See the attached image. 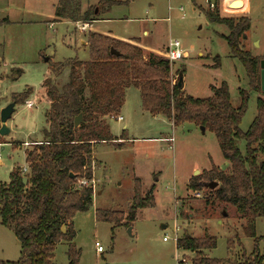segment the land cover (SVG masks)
<instances>
[{
  "label": "rangeland",
  "instance_id": "374dc122",
  "mask_svg": "<svg viewBox=\"0 0 264 264\" xmlns=\"http://www.w3.org/2000/svg\"><path fill=\"white\" fill-rule=\"evenodd\" d=\"M119 1L123 4L110 9L101 7L99 0H80V4L82 10L95 6V12L97 8L99 19L91 25L95 31L111 32L122 40L140 39L143 47L159 51L155 53L160 56H164L169 40L180 41L187 55L172 62L170 70L173 82L182 74V94L209 97L211 86L226 81L230 101L237 106L238 88L246 89L249 103L239 126L245 131L256 115L258 93L250 90L245 69L230 54L223 37L228 35L227 27L205 16V1ZM57 2L0 0V113L13 101V93L32 91L25 101L15 104L5 123L9 132L0 135V183L9 181L12 167L27 166L26 151L47 139L43 133L48 126L43 79L50 76L60 86L68 80L69 66L57 69L56 64L69 58L89 59L83 43L90 25L81 29L83 22L55 17ZM235 5L238 9L222 8L219 14L249 16L251 26L243 47L253 56L264 57V0H250L248 4L238 0ZM246 5V10H240ZM145 29L148 33L142 35ZM145 55L149 53L145 51ZM214 57L219 59L218 66ZM14 69H20L21 75L16 76ZM29 101H34L31 106ZM122 105L106 123L113 137L125 139L92 147V204L71 219L75 237L57 243L52 261L67 264L66 251L73 243L80 249L79 264H191L193 252L177 247L176 240L184 233L202 237L206 232L217 240L216 247L203 250L209 257L234 263L243 251L249 254L255 243L264 254V218L255 220V241L245 235L246 221L235 207L214 200L210 188L195 190L190 186L191 178L203 170L228 167L213 132L202 131L200 125L191 122L174 125L165 116L145 112L140 91L134 86L127 89ZM118 115L122 120L116 119ZM165 137L173 139H159ZM238 144L243 151L245 142ZM194 170L198 174L194 175ZM136 180L143 194L153 190V206L138 209L128 224L123 223L125 219L116 223L96 219L98 207L125 216ZM19 253L15 235L0 224V260L14 261Z\"/></svg>",
  "mask_w": 264,
  "mask_h": 264
},
{
  "label": "trees",
  "instance_id": "16d2710c",
  "mask_svg": "<svg viewBox=\"0 0 264 264\" xmlns=\"http://www.w3.org/2000/svg\"><path fill=\"white\" fill-rule=\"evenodd\" d=\"M104 9L123 4L119 0H99ZM95 6L81 11L80 0H58L55 17L73 22H92ZM211 22L224 24L228 35H223L230 54L245 69L247 85L258 93L255 99L256 115L249 127L241 130V118L246 112L249 92L238 88L239 104L230 101L226 81L211 86L212 95L193 98L182 94L173 83L170 61L154 53L144 54L141 47L120 41L98 32H88L86 47L89 59H65L56 68L69 66V77L58 86L50 76L43 79L45 101V141L36 143L25 154L27 172L14 166L9 181L0 183V224L10 229L19 245V257L0 264H55L52 261L55 246L60 241L75 237L71 219L92 204L91 184L79 185L80 179L88 182L92 175V147L96 143H114L106 119L112 118L123 106L125 91L134 86L140 91L142 109L151 115H163L174 125L191 122L209 129L216 137L220 152L228 161L226 170L212 166L191 178L190 186L200 190L201 182L214 181L211 197L235 207L245 221L244 233L258 240L255 234L256 219L264 218V92L260 84V60L244 49L246 32L251 26L249 16L224 17L216 8L204 10ZM111 48L118 54L110 53ZM219 65L218 57H214ZM16 76L20 69L13 70ZM13 77V78H16ZM32 91L13 93V101L22 103ZM82 114L75 127L73 120ZM125 139V138H123ZM245 142L244 150L238 142ZM71 173L73 176L69 175ZM27 182H23V178ZM128 212L97 208L96 219L124 224L133 220L138 209L154 205L153 190L145 194L136 180ZM61 226L67 227L65 233ZM177 247L193 252L191 264H264L255 243L249 254L243 253L234 263L226 259L209 257L204 249L216 247L217 240L207 232L202 237L184 233L176 240ZM67 264H79L80 249L70 243L66 251Z\"/></svg>",
  "mask_w": 264,
  "mask_h": 264
},
{
  "label": "built area",
  "instance_id": "2783aa9c",
  "mask_svg": "<svg viewBox=\"0 0 264 264\" xmlns=\"http://www.w3.org/2000/svg\"><path fill=\"white\" fill-rule=\"evenodd\" d=\"M205 3H206V8L205 10H214V9H227L229 7L231 8H235V9H238L237 6L235 4H237V1L238 0H231L232 2L228 5L227 2L229 0H204ZM246 1V4H248V2L250 0H245ZM247 9V5H246V8H242L240 10H246ZM89 23H86V22H83V25L81 27V29H84L88 26ZM165 53V57L170 61V63L174 62V61H177V60H180L182 57H185L187 55V52L183 49L180 41L178 40H169L168 44H167V47H166V50L164 51ZM27 105L30 106L31 105V101L30 102H27ZM117 120H121L122 117L121 116H117L116 117ZM173 138H169L168 140H172ZM22 172H27V168L26 167H22ZM93 180L88 182V180L86 179H80L79 181V185H89L91 184L92 186V190H93ZM163 241H166V237H163L162 238ZM100 250H102V247L101 245H99L97 247V251L100 252Z\"/></svg>",
  "mask_w": 264,
  "mask_h": 264
},
{
  "label": "water",
  "instance_id": "95a60500",
  "mask_svg": "<svg viewBox=\"0 0 264 264\" xmlns=\"http://www.w3.org/2000/svg\"><path fill=\"white\" fill-rule=\"evenodd\" d=\"M110 53L113 54H118L117 51H115L113 48H111ZM259 67H260V84H261V91L264 92V59L260 60L259 62ZM174 84L176 85V87L183 88V81H182V74L180 73L176 80L174 81ZM15 101H10L9 104H7L5 107L2 108L1 113H0V135H4L7 134L9 132V129L7 128V126H5L6 121L11 117L12 113L15 111ZM82 120V114L79 113L78 116H76L73 120V124L75 125V127L79 126V123ZM201 130H204L203 126H200ZM198 174L197 171H194V175ZM69 175L73 176L71 173H69ZM23 182L26 183L27 182V178L24 177L23 178ZM201 186L202 187H206V188H210V189H215V187L217 186V183L214 181H204L201 182ZM61 230L63 233H65L66 227L61 226Z\"/></svg>",
  "mask_w": 264,
  "mask_h": 264
},
{
  "label": "crops",
  "instance_id": "0c3cea01",
  "mask_svg": "<svg viewBox=\"0 0 264 264\" xmlns=\"http://www.w3.org/2000/svg\"><path fill=\"white\" fill-rule=\"evenodd\" d=\"M86 10V9H85ZM85 10H82V8H81V11L82 12H84ZM95 12H97V8H96V11ZM98 16L96 15V17L93 19V20H95V19H99V18H97ZM61 19V18H60ZM62 20H65V19H62ZM81 22V21H80ZM92 23H93V21L92 22H89V25H90V28H91V25H92ZM88 31H90V32H93V31H95L94 29H89ZM87 32V31H86ZM95 32H98V31H95ZM98 33H101V32H98ZM147 30L145 29L143 32H142V35H147ZM101 34H103V35H106V36H109V37H114V38H116V39H118V40H120V41H123V42H126V43H132V44H135V45H137V46H139V47H141L142 49H143V51H144V54H145V51H147L148 53H154V54H156V55H158L157 53H155V52H158V53H160L159 51H157V50H155V49H153V48H147V47H143V44H142V42L140 41V39H137V38H135V39H131V40H122V39H119V38H117V37H115V35L114 34H112L111 32L110 33H101ZM84 45H86V41L83 43ZM167 47V46H166ZM165 50H166V48H165ZM162 54V53H161ZM162 55H164V57H165V53H163ZM160 56V55H159ZM171 75H172V70H171ZM174 83V82H173ZM126 91H127V89H126ZM126 91H125V95H126ZM124 99H125V97H124ZM30 102V101H29ZM31 102H34V101H31ZM48 104V103H47ZM31 105H32V103H31ZM30 105V106H31ZM48 107V106H47ZM160 115V114H159ZM118 116H120V115H118ZM163 116V115H162ZM122 120V119H121ZM169 121V120H168ZM171 122V121H170ZM172 123V122H171ZM125 127V126H124ZM169 138H171V137H168V138H159V139H162V140H168ZM229 164V163H228ZM24 167H26V166H24ZM217 167V166H216ZM219 167V166H218ZM195 171V170H194ZM198 172V171H197Z\"/></svg>",
  "mask_w": 264,
  "mask_h": 264
},
{
  "label": "bare ground",
  "instance_id": "6f19581e",
  "mask_svg": "<svg viewBox=\"0 0 264 264\" xmlns=\"http://www.w3.org/2000/svg\"><path fill=\"white\" fill-rule=\"evenodd\" d=\"M245 1V0H244Z\"/></svg>",
  "mask_w": 264,
  "mask_h": 264
}]
</instances>
